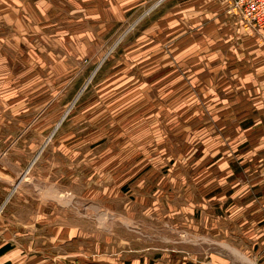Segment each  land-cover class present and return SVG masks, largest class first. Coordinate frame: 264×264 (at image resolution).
<instances>
[{"label":"rangeland","instance_id":"obj_1","mask_svg":"<svg viewBox=\"0 0 264 264\" xmlns=\"http://www.w3.org/2000/svg\"><path fill=\"white\" fill-rule=\"evenodd\" d=\"M20 3L0 243L68 227L84 264H264V40L232 0Z\"/></svg>","mask_w":264,"mask_h":264},{"label":"crops","instance_id":"obj_2","mask_svg":"<svg viewBox=\"0 0 264 264\" xmlns=\"http://www.w3.org/2000/svg\"><path fill=\"white\" fill-rule=\"evenodd\" d=\"M22 0H0V25L4 26L12 25L18 22L19 8L23 3ZM132 0H92L95 3H107V8H110V4L113 8L117 2H127ZM140 1V0H133ZM117 6V5H116ZM103 8V7H101ZM114 14L113 11H111ZM94 16H98V13H93ZM219 22V24H218ZM215 28H225L227 22L220 16L215 22ZM32 224H35L34 215L32 216ZM30 222V221H29ZM1 235V234H0ZM20 235V236H19ZM80 232L77 228L63 227L59 232L50 234L44 241L43 251L30 253L28 250L31 248L30 243L33 242V237L28 235V243H17L16 246L8 248V244L0 243V264H80L83 263L81 255V249L77 248L76 243ZM20 237H24V234H18L17 240L20 241ZM32 239V240H31ZM22 240V238H21ZM31 240V241H30ZM71 246V247H69ZM252 255L250 252L248 254ZM92 256V255H91ZM264 256V252L262 254ZM93 257V256H92ZM91 257L87 259L85 264H94L95 259ZM84 264V263H83ZM133 264H145L140 259ZM257 264V263H256Z\"/></svg>","mask_w":264,"mask_h":264},{"label":"built area","instance_id":"obj_3","mask_svg":"<svg viewBox=\"0 0 264 264\" xmlns=\"http://www.w3.org/2000/svg\"><path fill=\"white\" fill-rule=\"evenodd\" d=\"M232 5L245 25L264 40V0H232Z\"/></svg>","mask_w":264,"mask_h":264}]
</instances>
